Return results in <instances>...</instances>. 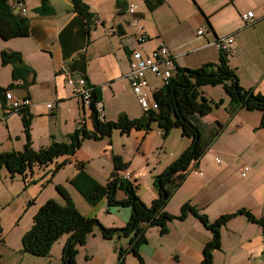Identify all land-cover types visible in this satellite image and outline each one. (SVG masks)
<instances>
[{
	"label": "crops",
	"instance_id": "obj_1",
	"mask_svg": "<svg viewBox=\"0 0 264 264\" xmlns=\"http://www.w3.org/2000/svg\"><path fill=\"white\" fill-rule=\"evenodd\" d=\"M24 1L29 9L27 16L30 19L31 32L28 36L11 39L0 37L5 42L0 49L21 52L25 62L36 71V81L28 89L21 87V80H15L17 86L12 89L13 94L19 98L30 94L29 109L34 115L31 136L35 149L48 146L53 139L67 141L68 135L81 123L88 129L93 128L92 111L84 107L81 98L74 93L67 81L68 74L75 77L86 76L92 84L100 87L106 120L117 119L121 112H126L131 118L144 114L145 110L126 77L130 69V50L137 46L136 35L139 34L146 37L141 44L146 53L165 44L175 55L177 65L188 68H199L209 62H218L221 50L214 41L222 36L233 35L235 43L229 55L230 66L238 74L243 87L264 94V0H164L153 11L148 9L144 0H129L138 4L134 14L128 11V0H84L89 5L92 17L100 21L97 25L93 24L94 26L90 25L89 18L74 10L71 0H50L54 11L49 14L35 10L41 5V0ZM164 6L167 11L163 10ZM248 11H253L256 17L254 23L244 21L242 14ZM136 17L141 29L132 24ZM200 29L204 30V34L198 33ZM12 70L11 64L4 65L0 60V86L6 87L13 82ZM147 76L155 90L163 86L164 83L158 86L159 83L154 80L151 72H147ZM221 88L224 90L223 86ZM203 93L205 95L206 92L203 90ZM225 96L220 97L223 99L221 107H215L209 114L200 115L201 122L207 127L213 126L216 120L224 122L225 127L199 164L194 166L195 173L190 172L184 184L175 192L177 200L173 203V196L172 202L167 205L166 209L173 214H179L182 205L190 202L206 213L212 221L223 213L243 207L250 209L258 218L264 217V193L252 185L254 176L234 186L233 173L228 171L234 166L239 171L246 165L250 170L260 166L261 154L258 147L259 137L264 138V128L260 127L264 114L259 110L241 109L231 116L228 110L230 97ZM206 97L212 103L218 101L214 94ZM51 101H54L55 106ZM49 103L52 107L48 106ZM0 106L5 115L9 140L22 141V147L16 149L22 150L26 142L24 128L22 127V135L18 133L15 136L12 130L16 117L23 122L21 114L10 111L4 96L0 97ZM221 108L223 109L220 114L214 113ZM115 131L121 132L116 129L113 133ZM153 131L156 132L158 144L162 143L163 130L157 122L153 123L150 132ZM150 132L134 129L130 133L121 134L130 136L138 147L142 141L145 143L144 139ZM111 137L101 140L85 139L82 147L90 142V149L109 163L115 153L113 149H109L108 141ZM220 144L224 147L216 151ZM252 144L258 146L254 152H249ZM82 147L75 155L63 157L67 163L57 175L67 165L79 160L87 162V170L100 181L99 174L95 172L97 170L90 169V156H79ZM182 149L171 152L159 168H156L155 175L171 164ZM217 152L226 159L214 154L215 162L221 163L224 160L225 168L209 167L205 161L209 154ZM227 166L230 167L227 169ZM51 168L50 165L45 171ZM77 171L76 167L72 176L66 180L67 185ZM121 173L132 181H139L140 175L136 171L125 170ZM156 191V187L155 190L150 188L148 191L140 188L139 194L150 205L158 197ZM125 195L123 190H119V198ZM107 203L105 198L97 205L87 207L86 215L99 218L107 227L125 226L132 214L131 207L120 206L108 210ZM168 228V232L162 234L158 226L151 227L147 231L148 242L140 247L143 261L133 253H128L125 264H200L204 246L212 237L211 230L191 213L184 220L170 221ZM94 239L95 242H104L103 245H110L111 248L113 244L117 248L128 246V237L115 236L107 239L101 233L94 232L79 247V256L81 249L87 250L86 262L83 264H107L106 253L91 249ZM108 240L114 243L111 244ZM117 261L112 262L111 257V264H118ZM214 262L264 264L263 227L250 221L245 215L231 219L221 229V248L214 252Z\"/></svg>",
	"mask_w": 264,
	"mask_h": 264
},
{
	"label": "trees",
	"instance_id": "obj_2",
	"mask_svg": "<svg viewBox=\"0 0 264 264\" xmlns=\"http://www.w3.org/2000/svg\"><path fill=\"white\" fill-rule=\"evenodd\" d=\"M150 11L155 10L163 4L164 0H144ZM24 0H0V37L11 39L15 37L28 36L31 32V23L27 14L15 10V3ZM74 10L86 16L93 25L92 13L89 5L84 0H71ZM27 5V4H26ZM41 13L54 11L50 0H41L39 8L35 9ZM218 62H209L199 68L180 67L154 92L158 109H149L143 115L131 118L126 112H121L117 119L106 120L100 118L97 102L102 101V92L99 86L90 82L93 87L91 100V118L93 128L88 129L81 123L72 133L68 135L67 141L53 139L51 144L35 149L31 136V125L33 114L29 106H24L18 112L23 119L26 142L22 150L11 149L0 152V170L6 167L9 172L21 174L26 180L34 174L35 167L47 169L51 164L52 174H56L66 163L59 158L64 155H75L85 139L101 140L111 137L115 129L122 133H130L132 130H144L150 132L153 123L157 122L166 137L175 128H182L185 136L191 138L188 148L160 174L154 176V185L158 197L151 205H148L137 193L138 185L121 172L127 170L128 164L120 155H113L114 170L108 181L102 183L94 177L86 168L85 162L77 163V173L71 178L70 183L84 196L88 203L97 205L103 199H107L108 210L113 207H131V217L124 227H107L97 217L83 214L77 207L70 192L63 184H57L56 189L64 199L60 203L55 199H49L40 206L34 215L31 228L25 232L22 238L23 250L35 256H49L53 244L63 235L68 234V240L63 249V263L77 264L76 256L78 246L84 245L89 234L96 226L101 230L104 238L110 239L115 236H126L129 238L127 248L119 247V264H125V256L133 253L141 261L143 257L140 247L148 242L147 231L154 226L160 228V232H168V223L179 219L184 220L189 213L199 218L201 222L211 230L212 237L205 244L203 257L200 264H214V252L221 248V229L231 219L245 215L263 227L264 217L258 218L250 209L245 207L232 212L221 214L215 220H211L206 213L190 202H185L179 214H173L166 208L175 192L184 184L190 171L199 164L211 144L218 138L225 127V123L216 120L215 124L207 127L200 120V115L209 114L215 107L223 103V99L212 103L203 93V87L207 85L216 86L221 84L230 97L229 113L231 116L241 109L250 111L259 110L264 114V94L252 88H245L240 84L238 74L230 66V52L222 49ZM1 59L4 65L13 66V82L6 87L0 86V97L6 99V92L16 88L15 80H21V87L28 89L36 81V71L28 65L21 52L1 51ZM30 94L26 95L29 98ZM260 127L264 128V115ZM33 179H30V182ZM123 190L125 197L119 198L118 192Z\"/></svg>",
	"mask_w": 264,
	"mask_h": 264
},
{
	"label": "rangeland",
	"instance_id": "obj_3",
	"mask_svg": "<svg viewBox=\"0 0 264 264\" xmlns=\"http://www.w3.org/2000/svg\"><path fill=\"white\" fill-rule=\"evenodd\" d=\"M163 10L167 11L166 6H164ZM3 43L5 42L0 38V48ZM0 60L2 61L1 49H0ZM154 77H155L154 80L157 83H159L158 86L164 83L163 79H160L155 75ZM1 79L3 80V77H1ZM221 87L222 86H218V85L216 86L207 85L206 87H204L203 90L206 92L205 93L206 96H212V94H214V96L217 97L216 100L220 101L221 96L226 95L228 97V94L225 92V90H222ZM51 102L54 105L53 103L54 101ZM2 109L3 108L0 106V152L11 150L13 148L17 149L19 148V146L22 147L23 144L22 141L16 139H14L13 142L9 140V135L6 133L7 124L6 121L4 120L5 115ZM222 109L223 108L218 109L214 113L220 114ZM22 127L24 128L22 120H18L16 117V120L13 121V127H12L14 135L18 133L22 135ZM154 131L150 132L148 136L144 139L145 143H143L142 141L138 147L135 146V143L131 140L130 136L128 137L126 135H122L121 132L118 131H115L112 134L111 139H109L108 141L110 151L113 149L115 151V153L114 152L113 153L116 155H120L123 161L128 164L127 170L129 172L136 171L137 174L140 175L139 181L136 182V184L138 185L137 188L138 194L140 188H142L143 191H148L150 190V188L155 190L153 178L156 174V168H159L161 162H164V160L167 157H169L171 152H175L183 148L182 151H180L179 155L177 156L178 158L188 148V146L191 143V142L189 143L191 139L185 136L180 128H174L169 132V134L166 137L163 136V140L165 141V144L164 141L158 144L157 136L155 135L156 132ZM134 135L138 137L140 136V134H134ZM88 143L90 142H87V144H85V146L83 147H82L83 144L81 145L83 150L80 152L79 156L82 158H88V156H90L89 157L90 169L92 170V168H95L97 170L95 171L96 174H99L98 176L100 181L105 183L107 182L112 171L114 170L113 156L111 161L107 163L106 160H104V158L99 157L98 154H96L94 151L90 149ZM257 146L258 144L257 145L252 144L248 151L254 152ZM223 147L224 145L220 144V146H218V149L216 151H219ZM258 152H260L259 154H261L260 166L257 168L253 167L252 170H249L247 172L248 176L245 177L242 176L241 174L242 171H239L238 167L236 166L232 168L230 166L226 167L227 169L230 167V170L228 171L229 172L231 171L233 173L232 184L234 186L240 184L242 181H247L254 176L255 179H252V185H254L257 190H260L262 193H264V138L263 137H259ZM214 154L219 155L220 158H224V160L226 159V157L220 154L219 152L212 153L213 156L209 154L207 157L205 156L206 157L205 161L207 162V164H209V167L225 168L224 160L221 163H216ZM64 156H71V155H64ZM64 156H61L59 160H66V158H63ZM77 161L79 162V160ZM78 162L74 161L73 164L71 163L67 165L59 175H57V173L55 175L52 174L51 170L52 168L55 167V164H51L52 168L49 169L47 172L45 171V169L35 167L34 174H32V177L29 176V178H27L26 180L19 173L12 175L6 167H3L0 170V264H64L63 249L68 240L69 237L68 234L63 235L53 244L49 256H35L34 254L25 252L23 250L22 238L25 232L31 228L34 215L37 213L40 206H42L49 199H55L60 203L65 202L63 197L56 189L57 184L65 185V187L70 192L73 200L75 201L77 207L83 214L86 215L87 207L88 208L92 207V204L88 203V201L84 198V196L71 183H69V185L66 184L67 182L66 180L70 176H72V173L76 170ZM80 162H84V161H80ZM85 163L87 164V162ZM194 169H196V167H193L192 171L190 172L195 173ZM30 179L33 180L30 182ZM57 182H63V183H57ZM176 200L177 198H175L174 196L172 200L173 203ZM94 232L101 233V230L98 226H96L92 233ZM123 237L125 238L126 236L123 235ZM108 241L111 244L114 243L113 241L110 240ZM92 242H91L92 250L94 251L96 250L99 253H106L107 264H111V257H112V262L117 261L118 258L117 262L119 264V255L117 257L119 247L117 248L116 245L114 244L112 245V248L110 245L109 247H107L106 245H103L105 244L104 242H95V239L92 240ZM128 245H129V238H128ZM80 246L81 245L78 246V254L76 256L77 264L78 262L82 264L86 262L87 250L85 248L81 249V255L79 256ZM116 251L117 254L115 253Z\"/></svg>",
	"mask_w": 264,
	"mask_h": 264
},
{
	"label": "built area",
	"instance_id": "obj_4",
	"mask_svg": "<svg viewBox=\"0 0 264 264\" xmlns=\"http://www.w3.org/2000/svg\"><path fill=\"white\" fill-rule=\"evenodd\" d=\"M129 1V0H128ZM138 9V4L132 1L128 3V11L132 14L136 13ZM15 10L19 11L22 14L28 13V7L23 2L15 3ZM242 17L246 23H254L256 17L253 11H248L242 14ZM99 20L95 18L93 24H99ZM132 24L136 27L139 25L138 18L133 19ZM141 29V26L138 27ZM199 34H204V30L200 29ZM137 37V46H134L130 50L129 62L130 69L126 74V77L129 79L133 92L138 98V101L142 108L145 111L149 109H158L159 105L154 98V92L156 91L150 84V81L147 76V72H151L156 77L163 79L164 84L168 79L174 74L177 68L176 57L165 44H161L154 48L149 53H146L144 47L141 44L145 41V35L139 34ZM214 43L218 46L219 49L224 51L231 52L234 47L235 38L233 35H226L217 38ZM67 81L72 87L74 93L79 96L83 102L84 107L91 108L92 92L93 87L89 84L85 76L75 77L72 74L67 75ZM6 99L8 108L11 110H20L24 106H29L31 101L30 98L16 97L12 90L6 92ZM49 107H52V104H48ZM97 108L100 112V118H104V105L102 101L97 102ZM217 161H220L219 158H216ZM250 170L248 165L244 166L242 169V175L245 176ZM124 175V174H123Z\"/></svg>",
	"mask_w": 264,
	"mask_h": 264
},
{
	"label": "clouds",
	"instance_id": "obj_5",
	"mask_svg": "<svg viewBox=\"0 0 264 264\" xmlns=\"http://www.w3.org/2000/svg\"><path fill=\"white\" fill-rule=\"evenodd\" d=\"M28 11H29V9H28ZM28 14V13H27Z\"/></svg>",
	"mask_w": 264,
	"mask_h": 264
}]
</instances>
